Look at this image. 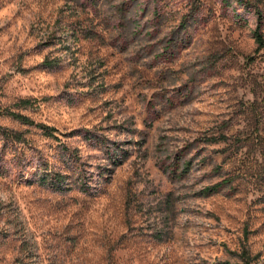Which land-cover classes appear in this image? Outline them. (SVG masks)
<instances>
[{
    "label": "rangeland",
    "instance_id": "374dc122",
    "mask_svg": "<svg viewBox=\"0 0 264 264\" xmlns=\"http://www.w3.org/2000/svg\"><path fill=\"white\" fill-rule=\"evenodd\" d=\"M243 1L0 0V113L58 137L0 116V264H264V0Z\"/></svg>",
    "mask_w": 264,
    "mask_h": 264
},
{
    "label": "trees",
    "instance_id": "16d2710c",
    "mask_svg": "<svg viewBox=\"0 0 264 264\" xmlns=\"http://www.w3.org/2000/svg\"><path fill=\"white\" fill-rule=\"evenodd\" d=\"M241 3H243V0H239ZM248 4V3H246ZM257 16H258V20H259V26L258 29L255 31V39H256V44L259 46V49H264V35L261 32V26L263 24L264 21V11L262 10H257L256 12ZM31 104L30 101H22L20 103L21 106L23 107H28ZM2 115H6L11 117L12 119L20 122L23 125H27V126H35L36 128H39L42 132L43 135H45L48 138H52V139H58V137L56 136L57 130L53 127L44 125V124H37L34 120L30 119L29 117L22 115L20 113L17 112H11V111H7L4 113H0V116ZM226 137H221V138H212L209 140V142L211 143H217L221 140H226ZM65 177L60 174L57 173L54 175H52V173H48L47 171H44L41 174V178H40V183L44 186H48L50 188L55 189L56 191H63L65 187ZM226 185V182H222L219 184H216L214 186L211 187H207L205 189V194H215L218 193V191L224 186ZM81 188L83 189L84 192H89L91 190L90 186L88 185V182H86L85 179L81 180ZM242 259V263L240 264H251L252 263V259L250 258L248 251H244L242 253L241 256ZM230 264V263H227Z\"/></svg>",
    "mask_w": 264,
    "mask_h": 264
}]
</instances>
